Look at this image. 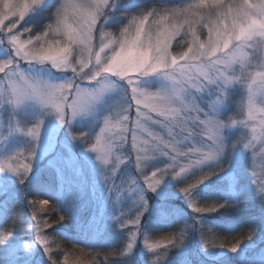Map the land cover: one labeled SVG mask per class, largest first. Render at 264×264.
Wrapping results in <instances>:
<instances>
[{"label": "rangeland", "instance_id": "374dc122", "mask_svg": "<svg viewBox=\"0 0 264 264\" xmlns=\"http://www.w3.org/2000/svg\"><path fill=\"white\" fill-rule=\"evenodd\" d=\"M118 1V6H115L109 13L108 22L105 24L106 29H109L110 25H118L130 19V17H121L117 14V9L122 6L120 0ZM144 1L146 0H130L126 5ZM23 2L28 6V10L25 12L23 20L18 17L13 18L17 21V28L13 29V32L19 35L21 42L29 39L33 41L31 45L27 46V50H35L38 44L47 48L49 43L53 44V47L69 43L67 31L63 25L60 26V30L64 35L53 37V31L47 27V22H43L50 9L53 8L54 11L60 0H44L39 6L35 0H23ZM61 2L66 3V0H61ZM71 2L81 6L76 10L69 9L66 15L67 24L75 28L77 20L81 22L88 20V16L84 13L97 12L95 5L99 3V0H71ZM198 2L199 0H157V2H153L156 4L151 5L148 11H151L152 8L159 10L148 17L145 31L149 30V26H152L153 31L157 27L163 30L174 23V18L183 19L185 15L191 16L193 11L198 15L201 11H207V5L213 4V0H206L205 7L202 9L181 11L180 13L171 11L172 9L183 10L187 4ZM87 3H92L94 6L91 8L84 6ZM101 11H107V9L101 8L99 12ZM101 22L98 20L93 31L92 45L95 51H99ZM9 23L10 21H5V24ZM52 25L55 28L56 23H52ZM24 28H28L29 31H25ZM196 29L199 34V26H196ZM187 31L188 25H184L182 35ZM44 32H48V35L44 36ZM4 36L5 33H0V40L4 41L0 43V61L13 60L14 65L18 64L19 70L25 74L53 83L74 79L71 72L57 71L47 62L42 65L29 66L24 60L16 59L15 50L7 44ZM37 36L42 39L37 41ZM117 36L119 33L113 34L106 40V43L109 40L114 42ZM179 38L177 37V39ZM201 38H206V30ZM189 39H191L190 36ZM56 40L60 41L58 45ZM174 43L176 40L172 42L171 52H173ZM70 47L75 50L77 44L72 43ZM103 55L102 53L101 56L103 57ZM8 71L10 68L5 67L4 71L0 72V87L4 89H7L9 85V81L4 78ZM132 78L136 79V74H132ZM76 82L81 87L95 90L104 83V80L100 78L89 83L87 80L79 81L77 79ZM110 83L115 87H110L108 91L104 92L84 115L78 116L72 121L70 127L59 125L52 117H45L39 146L32 161V169L23 183L18 176L12 173H0V232L7 230L13 235L11 241L6 242L2 248L0 247L1 264H42L41 257L51 263L49 255L36 240L37 231L47 240V247L52 258L55 259L57 254L60 256V264H90L92 260L98 261L99 264H105V262L106 264H152L153 260L156 261V264H264V208L260 207L261 195L253 184L251 156L240 148H237L231 156H225L219 163H209L199 168H193L181 173L176 179L171 177L175 173L169 170L170 175L164 179L156 192L147 190L144 184V175L137 171L135 166L134 153H132L131 159L120 165L111 186L105 182L106 171L97 161L96 154L88 150V146H91L89 142L92 140V143H95V135L103 126L104 119L111 115L115 117V112L126 106L131 100L130 89L128 97L125 82L111 77ZM140 84L148 91L164 90L170 87L169 82L159 75L142 78ZM232 95L233 97L239 95V90L234 89ZM71 99L70 96L69 100ZM135 107L133 103L130 116L135 115ZM232 110L231 104L222 107L219 110L220 118H224ZM43 113L44 110L34 101H26L15 111L7 104L0 107V161L8 160L17 152L27 150L31 145V139L24 134V131L42 117ZM13 121L19 124L22 131H10ZM115 123L116 120L113 118V124ZM239 132V129L226 130L225 136L228 142L235 139ZM82 133L87 134L85 139H73L74 136H80ZM193 143L198 144L199 141L194 140ZM131 144V133H128L125 147L121 150L126 157L131 152ZM190 146L191 143L182 145V147ZM20 162L26 161H23L21 157ZM7 163L15 167L18 161H7ZM169 163L171 161L166 156H158L146 161L144 162V174L150 176L152 171L165 168ZM180 163L186 165L189 161L181 158ZM256 165L255 171L259 178L264 177V170L259 166V158H257ZM110 167L111 165H109ZM220 168H224V170L220 171ZM179 171L180 169L177 167L175 172ZM212 171L217 174L192 189V199H194L196 207H201L202 203L209 206L213 203L225 204V210L221 213L216 211V213L219 214V219L221 218L223 224L236 227V229L247 221V217L251 218L253 213L259 214L255 220V222L257 220L260 222L258 234L252 236L250 241L239 242V250L236 253H232L228 249L233 246L232 243L223 245V248L213 246L209 236L214 230H217V226L211 225L212 221L209 222L203 217V213L194 212L181 191L182 188L196 183L193 178L198 179L199 176ZM247 172L248 175H246ZM132 180H136V191L133 192L130 191L134 187L131 184ZM243 181H249L251 184L250 187L253 189L255 201H257L256 205L250 206L245 195L240 198V194L246 186L243 185ZM222 185L225 186L222 187ZM113 187L122 188L119 199H117L116 192L111 190ZM141 194L147 201L148 207L143 211L141 225L137 230V226L131 221L135 220L137 212L143 208V205H138V198ZM40 200H48L49 203L42 206L39 203ZM11 203L18 205L10 211V213L13 212L8 217L7 211ZM49 205H52V210L64 213L65 219L54 225L50 224V214L48 220L42 217L45 211L51 210ZM204 207L206 206L204 205ZM122 213L125 215L122 216ZM33 216L36 217L35 220L32 219ZM242 216L244 220H241ZM54 217L56 216L54 215ZM6 218L10 224L7 223L2 227ZM45 221L50 227L45 226ZM123 222H125V226L122 227ZM37 223L40 225L39 229L34 226ZM172 224L177 226L175 236L173 234L172 237L166 239L155 238L149 234L152 228H169ZM58 228L62 235L66 236L65 233L74 232L81 236L85 240V244H83L85 247L99 244L107 246L108 250L103 255H93V252L84 250L92 254L88 255L91 256L88 261L82 260L81 257L74 259L72 249L64 248L57 243L56 231ZM131 232H137V241L133 251L124 255ZM145 237H147V243L159 246L149 252L145 247ZM181 238L184 239V242L180 247H177ZM115 244H121L118 253L113 252L116 250ZM25 245L31 247L26 248ZM204 245L207 246V250L203 247ZM38 252L41 253V256L39 255L37 260ZM157 256L160 259H157Z\"/></svg>", "mask_w": 264, "mask_h": 264}, {"label": "clouds", "instance_id": "9594fccd", "mask_svg": "<svg viewBox=\"0 0 264 264\" xmlns=\"http://www.w3.org/2000/svg\"><path fill=\"white\" fill-rule=\"evenodd\" d=\"M64 4L60 0L54 8L50 21L46 24L49 29L52 23H56L58 10ZM5 5L8 11H5ZM25 6L23 0H15V2L14 0H0V25L4 24L10 12L23 9ZM84 6L91 8L94 5L87 3ZM115 6L116 0H111V2L107 0V3L101 6L107 11L98 12L90 23L77 20V27L73 28L72 32L77 48L74 50L68 47L61 55L47 62L57 71L71 72L74 79L53 83L27 75L19 70L22 75L11 76L7 89L0 87V107L7 104L15 111L26 101L38 103L44 110L43 116L26 130H31L38 124L41 125L37 133L41 138L45 117H52L59 125L64 127L65 125L60 123V114L56 108L44 103L29 85L37 82L63 85L65 86L63 91L71 93L73 83L76 84L77 89L86 88L81 87L76 82L77 79L85 81L87 78V81L91 83V77L100 73L96 81L103 78L104 83L101 85L115 87L110 83L111 77L125 82L128 97L130 85H134V89L130 92V102L116 111L115 117L111 115L120 127L108 140L114 153L108 157L110 163L123 161L125 164L132 158V153L135 154V164L141 158H146L144 162L155 159L162 156L165 147L163 141L168 139L182 151L195 156L194 160H189L188 164L191 166L188 170L209 163H219L225 156H231L237 148L250 154L251 175L255 170L253 165L257 164V158H259V166L264 170V0H226V2L217 0L207 5V11H201L198 15L193 11L191 16L185 15L183 19L176 17L174 23L163 30L157 27L153 31L152 26H149V30H144L142 34L138 33L135 24L129 25L128 19L127 23L118 29L119 36L114 42L108 44L106 40L109 37L104 36L103 33L108 32L113 35L112 29H106L105 24L108 22L109 13ZM204 7L203 0L185 6L190 10ZM158 10L152 8L151 11L133 14L131 18L144 17L145 13L152 14ZM98 20L102 22L99 27V51H95L92 45L93 36L89 28L94 30ZM9 21L11 24L17 23L13 18ZM184 25H188V31L183 32L182 35ZM196 26H199V34H197ZM125 27H128L126 39L135 42L136 48L128 54L119 67H115L116 61L120 59L124 51L121 48V33ZM205 30L206 38L202 39ZM47 35L48 32H44V36ZM52 35L53 37L63 36L64 33L58 29L53 31ZM177 37L180 38L177 39ZM173 40H176L178 49L175 54L170 51ZM55 42L60 43L59 40ZM41 47L42 44H38L35 50L28 49L27 52L29 55L34 54ZM145 52L147 61L142 67H138L139 60ZM27 58V56L23 57L24 60ZM27 64L32 66L46 63L35 61ZM132 74H136L137 78L133 79ZM150 75L161 76L169 82L170 87L156 91L144 89L140 81ZM201 78L203 83H201ZM234 89L239 90V95L235 97L232 95ZM40 95L47 97L49 91L42 89ZM59 99L65 100L66 97L61 95ZM133 103L136 106L135 115L131 116L129 121L127 109L132 107ZM228 104L232 105L233 110L228 112L224 118H220L219 110ZM202 124L205 125V131L211 129L213 135L218 134L219 143L216 148L206 150L205 146L200 143L202 132L200 125ZM185 129L191 137L190 147H182ZM234 129H239L240 132L229 143L225 132ZM10 131L20 132L22 129L17 122L13 121ZM129 131L132 133V144L131 152L126 157L121 151L125 143L122 144L120 141L127 136ZM26 136L31 139V145L35 146L32 137ZM211 138L208 137V139ZM194 140L199 143H193ZM39 141L40 139L37 142ZM221 169L224 170V168L219 170ZM261 179L264 180V177ZM253 184H255L254 178ZM260 207L264 208V196H261ZM252 235L254 232L247 233V239H251ZM4 239H7V236H4ZM239 246L240 244L236 245L231 252H238ZM90 264H99V262L92 260Z\"/></svg>", "mask_w": 264, "mask_h": 264}, {"label": "snow or ice", "instance_id": "6c2138e0", "mask_svg": "<svg viewBox=\"0 0 264 264\" xmlns=\"http://www.w3.org/2000/svg\"><path fill=\"white\" fill-rule=\"evenodd\" d=\"M44 2V0H35V3L39 6ZM204 3H206V0H203ZM217 2V0H213V3ZM107 3V0H99V3L97 4V12L101 9V6L105 5ZM81 6L73 4L71 0H66V3L61 7L60 10H58L57 13V20H56V26L55 28L53 25H50V29L52 31H57L60 29V26L63 25L64 28L67 31V36H68V42L67 44L63 46H57L53 47V44L49 43L48 47L45 48L43 45L41 49L34 53L29 55L27 52V46L31 45L33 41L31 39L27 41L21 42L19 39V35L15 32H13V29L17 28V23L15 24H4L0 25V33H5L4 38L7 40V44L15 50V58H19L21 60H24L23 57L27 56V60H24L26 63H31L35 61H39L41 63H46L49 62L51 59L61 55L64 50L72 43H75V37L72 36L73 28L69 26L66 22V15L69 9H79ZM28 10V6L26 5L23 9L16 10L15 12H10L9 17L5 18V21H9L10 18L18 17L20 20L24 19L25 12ZM190 9L189 8H184L183 10L181 9H172L171 11L173 13H180L181 11L183 12H188ZM5 11H8L7 5H5ZM97 12H89V13H84L85 15L88 16L87 22H91L95 16L97 15ZM152 14H147L144 17H132L129 19V25L135 24L138 33L142 34L143 31L145 30V23L148 21V17L151 16ZM162 20L164 19L163 17L161 18ZM6 30V32H5ZM25 31H29L28 28H24ZM89 31L91 32L93 36V29L89 28ZM128 32V27H125L123 29V32L121 33V48L124 49L123 54L121 55L120 59L116 61V64L114 65L115 67H119L120 64L123 62V60L128 56V54L136 48V43L129 41L126 39V33ZM104 36L106 37H111V33L105 32L103 33ZM37 40L41 39L40 36L36 37ZM3 40H0V43H3ZM112 41L109 40L108 44H111ZM57 44V43H56ZM58 45V44H57ZM147 61V53L143 55L142 58H140L138 67H142ZM8 67L10 68V71L5 73V79L8 81L10 80L11 76H21L22 73L19 71V66L18 64L14 65L13 60H4L0 61V72L4 71V68ZM155 70V67H154ZM100 76V73H97L93 77H91V82L96 81V77ZM87 80V78H85ZM201 83H203V79L201 78ZM35 92V94L43 100L44 103L46 104H51L53 107L56 108V111L60 114L59 119L60 123L65 125V127H70L71 123L73 120H75L78 116L84 115L89 107L98 101L101 97V95L108 91L110 87L108 85H101L99 88L89 91L86 88H80L77 89L76 84L73 83L72 85V92L71 93H65L63 91L64 87L63 85H51V84H40L37 82L36 84H30L29 85ZM42 89H47L49 91V95L47 97L41 96V90ZM130 92L134 89V85H130ZM129 94V90H128ZM61 95H64L66 97L65 100H60L59 97ZM146 95H151V94H146ZM72 97L71 100H69V97ZM132 111V107L127 109L129 121L131 120L130 112ZM120 127V124L116 122L113 124V118L111 116L107 117L103 121V126L100 128L99 133L95 135V143H92V140L89 142L90 147L88 146V150L96 154V158L98 162L101 164V166L105 169L106 175L104 177L105 182L111 186L113 177L116 175L117 170L119 169L121 164H124L123 161H120L119 163H110L108 157L114 155L113 150H112V145L108 143L109 138L112 137L114 130L118 129ZM202 132L200 134V143L203 144L206 148V150H210L213 148L217 147V144L219 143V136L213 135V132L211 129H205V125H200ZM41 125H37L35 128L31 130H26V135H29L32 137L33 145H30L26 151H20L17 152L15 156L9 158L8 160L5 161H0V173L2 172H8L12 173L20 178L21 183L27 178V176L30 174L31 169H32V161L36 155L37 148L39 146V143L37 142L40 138L38 137L37 133L40 131ZM129 128H131V125L129 124ZM19 130V129H17ZM128 133H131L129 131ZM87 134L81 135V136H74L73 139H85ZM185 139H184V144L185 143H190L191 137L188 136V130L185 129L184 133ZM208 137H212L211 139H208ZM131 138H132V133H131ZM127 142V136L124 137L123 140L120 141V143H126ZM165 147L163 149L162 156H166L171 163H169L165 168H158L155 171L151 172V175L148 176L147 174H144V160L146 158H141L138 160L135 164L137 171H139L142 175H144V184L147 187V190L151 192H156L157 189L160 187V185L163 183L164 179L170 175V171L172 173H175L171 177L173 179H176L181 175V173H184L188 170V168L191 166L190 164L182 165L180 163L181 158H185L188 161L189 160H194L195 156L192 153H186L181 150L180 147H177L174 143H170L168 139H165L163 141ZM23 158V161L26 162H20V158ZM18 161L15 167H13L11 164L7 163V161ZM109 165L111 167L109 168ZM257 165L254 163L253 167L255 169ZM179 167L180 171L175 172V169ZM183 168V171L181 169ZM220 171H223L221 169ZM217 172L213 171L211 173H205L196 180V183L189 185L188 187L182 188L181 191L183 192L189 207L192 208L194 212L197 213H205V212H216L220 208H224L226 205L225 204H215L213 203L210 206L207 207H196L194 204V199H192V189L197 188L198 185L202 184L204 181L208 180L211 178V176L216 175ZM253 178L255 182V186L258 190V193L261 196H264V180L259 178L258 173L254 170L253 173ZM131 184L134 186L130 189L131 192L136 191L135 185H136V180H132ZM112 191L116 192L117 199H119L120 195L122 194V188L117 189V188H111ZM34 203V202H30ZM40 205H46L49 203L48 200H40L39 201ZM138 205H143V208L141 211L137 212L136 218L134 221H131L134 225L137 226V230H139V227L141 225V216L143 215V211L147 209V201L145 200L144 196L141 194L139 195L138 198ZM122 216L125 214L122 213ZM33 220L36 219L35 216L32 217ZM64 219L63 216H60L56 223L61 222ZM198 222V221H197ZM21 225L23 226V222L21 221ZM39 229L40 225L37 223L34 225ZM45 226L50 227V225L47 224V221H45ZM122 227L125 226V222L121 225ZM130 240L127 244V248L124 251V255H127L133 251L134 244L137 241V232H131L130 234ZM36 240L37 242L43 246L46 254L49 255V259L51 261V264H56V260L52 258L50 255V250L47 247V240L45 237L40 235V232L37 231L36 234ZM171 242V241H170ZM184 242V239L181 238L179 241V244L177 247H180ZM159 245H153L147 243V237H145V247L148 249L149 252H152L155 247H158ZM236 245L231 246L228 248L230 251L235 247ZM26 248H30V245H25ZM205 250H207V246H203ZM223 248V245L220 246ZM157 259H160L159 256H157ZM152 264H156V261L153 260Z\"/></svg>", "mask_w": 264, "mask_h": 264}, {"label": "trees", "instance_id": "16d2710c", "mask_svg": "<svg viewBox=\"0 0 264 264\" xmlns=\"http://www.w3.org/2000/svg\"><path fill=\"white\" fill-rule=\"evenodd\" d=\"M118 2L119 1L116 0V6H118ZM129 2H130V0H120V5H122V6L119 9H117V14H119L121 17L127 16V18L128 17L131 18V16L133 14H138L142 11L147 12L151 8V5L156 4L153 2H157V0H146L142 3H136L134 5H126V4H129ZM52 9L53 8L50 9V11L48 12V14L46 16L45 21H43V22L49 23L51 13L53 12ZM126 23H127L126 21H123L122 23H119L118 25H110L109 29H112L111 31L113 34H118L119 33L118 29L123 27V25H125ZM174 44L175 45L173 46V54H175V52L178 50L176 43H174ZM184 50H186V48ZM248 174L249 173L247 172L246 175H248ZM193 179H195L194 182L197 180L196 178H193ZM190 180H192V179H190ZM243 185H246V186L242 190V192L240 194V198L245 195V198H247V201L250 202L249 203L250 206L256 205L257 201H255V197L253 195V189H251V187H250L251 184H249V181H243ZM224 186L225 185H222V187H224ZM44 196L48 197L47 195H44ZM202 204L203 205H201V207H204V205L206 207L209 206L206 203H202ZM215 204H217V203H215ZM16 205H18V204L14 203L12 205V203H11L9 205L10 207H8V211H7L8 217H9V215H12L13 211L11 213H10V211L13 210ZM49 206H50L49 208L51 210L45 211V213H44V215H42V217H44L46 220H48V216L50 214V216H49L50 217V224L54 225L60 216H63L65 219L64 213L61 214L58 211H56L54 208H53L54 210H52V205H49ZM224 210H225V208H220L218 211H220V213H221ZM54 215L56 217H54ZM258 216H259L258 213H253L251 218L247 217L246 218L247 221H245L242 226H240L239 228L236 229V227H233V226L230 227L229 225L226 226L225 224H223L222 221L220 220L221 218L219 219V214L216 212H212V213L211 212H205V213H203V217H205L209 222L212 221V222H210L211 225L217 226V230H214L213 233L209 236L210 241L212 242L213 246H221V245L226 246L229 243H232L233 245H235V244H238L239 242L243 243L246 241H250V239H247L246 234L249 232H254V235L258 234L257 231H258V225L260 224V222L258 220L255 222V220ZM243 218L244 217L242 216L241 220H244ZM7 220H8L7 218L4 219V221L2 223V227L6 226L7 223H8V225L10 224L9 221H7ZM250 222H251V224H250ZM175 226H176L175 224H172L169 228H166V227L163 229L152 228L149 234H151L155 238H166L167 239V238L172 237L173 234L175 236V234H176L175 232H177V226L176 227ZM61 233L62 232H60V229L58 228L56 231L57 243H59L64 248L66 247V248L72 249L73 250L72 256L74 257V259L81 257L82 260L88 261L91 257L88 255H92V254L93 255L94 254L103 255L104 252L106 250H108L107 246L99 245V244L85 247L83 245V244H85L84 243L85 240L81 236L76 235L74 232H71V233L69 232V234L65 233L66 236L62 235ZM254 235H252V236H254ZM4 236H7V239H4ZM65 238H66V240H65ZM11 239H13V235H11L10 231L2 230V232H0V241H3V242H0V247L2 248V246L6 242L11 241ZM62 239H64V240H62ZM120 245L121 244H115L116 250H113V252L116 251L118 253V251L120 249ZM63 247H61V248H63ZM84 250L90 251L93 253L89 254V253L85 252ZM39 255L41 256L40 252H38V254L36 255L37 260L39 259ZM54 258H55L54 260L58 261V264H60L59 263L60 256L57 254ZM100 258H101V256H100ZM40 262L42 264H51L45 258H42V257H41ZM0 264H1V262H0Z\"/></svg>", "mask_w": 264, "mask_h": 264}]
</instances>
